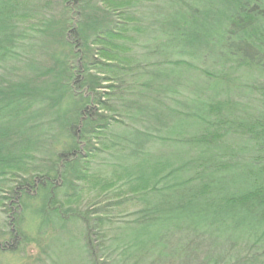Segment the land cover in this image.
I'll list each match as a JSON object with an SVG mask.
<instances>
[{"label": "trees", "instance_id": "1", "mask_svg": "<svg viewBox=\"0 0 264 264\" xmlns=\"http://www.w3.org/2000/svg\"><path fill=\"white\" fill-rule=\"evenodd\" d=\"M4 186L26 264H264V0H0Z\"/></svg>", "mask_w": 264, "mask_h": 264}, {"label": "rangeland", "instance_id": "2", "mask_svg": "<svg viewBox=\"0 0 264 264\" xmlns=\"http://www.w3.org/2000/svg\"><path fill=\"white\" fill-rule=\"evenodd\" d=\"M4 190L5 186L3 187V190H0V227L2 228L6 224V213L4 212V206L2 205V202L7 203V200L3 196L6 195V192ZM89 201H92V199H90ZM37 253L38 248L36 247V245H30L25 251L19 252H11L10 249H2L0 251V264H26L27 261L29 259H33V257Z\"/></svg>", "mask_w": 264, "mask_h": 264}]
</instances>
